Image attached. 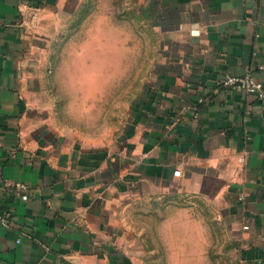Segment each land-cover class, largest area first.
I'll use <instances>...</instances> for the list:
<instances>
[{
    "label": "crops",
    "instance_id": "obj_1",
    "mask_svg": "<svg viewBox=\"0 0 264 264\" xmlns=\"http://www.w3.org/2000/svg\"><path fill=\"white\" fill-rule=\"evenodd\" d=\"M83 2L0 0V264H128L143 219L199 204L223 216L240 264H264V100L224 85L264 83V0H118L138 33L147 22L152 56L88 61V132L55 92V44ZM122 18L92 17L102 53Z\"/></svg>",
    "mask_w": 264,
    "mask_h": 264
},
{
    "label": "rangeland",
    "instance_id": "obj_2",
    "mask_svg": "<svg viewBox=\"0 0 264 264\" xmlns=\"http://www.w3.org/2000/svg\"><path fill=\"white\" fill-rule=\"evenodd\" d=\"M118 0H97L91 3L84 0L78 6L75 20L68 22V32L62 34L55 44V62L59 68L61 84L55 88L60 92L62 101L74 103L75 108L69 117L77 121L78 127L82 126L88 132V61L89 60H124L125 63H132L140 59L142 64L151 58L150 43H154V36L150 35L147 22L142 19L141 29L138 33L132 26V20L127 18L132 11V4L124 5L117 3ZM124 10V12H123ZM93 14V15H92ZM92 15V16H91ZM124 21V35L110 36L107 46V53L100 49L99 37L95 43L88 35V29L93 22L92 17L100 19L106 17L109 25ZM111 26V25H110ZM104 39V38H103ZM117 41V43H116ZM154 54V53H153ZM142 74H147L146 69H141ZM132 72V68L129 71ZM56 74V73H55ZM128 73H126L127 75ZM131 77V74L127 76ZM74 82L67 80L69 77ZM124 92L126 96L131 94L133 84L131 79H125ZM120 85H109V92L120 91ZM82 94L86 95L82 99ZM72 97L74 100H67ZM109 110L117 108L115 99L109 101ZM123 107L120 104L117 109L127 108L128 98L123 100ZM116 110V111H117ZM114 121L113 132L117 127ZM116 134V132L114 133ZM113 135V134H112ZM147 234L141 237L144 252L140 260L128 264H240L237 259L238 246L230 238L228 228L223 225V216L217 211H212V206L199 204L194 206V211L171 213H152L150 218H145Z\"/></svg>",
    "mask_w": 264,
    "mask_h": 264
},
{
    "label": "built area",
    "instance_id": "obj_3",
    "mask_svg": "<svg viewBox=\"0 0 264 264\" xmlns=\"http://www.w3.org/2000/svg\"><path fill=\"white\" fill-rule=\"evenodd\" d=\"M261 68H264V64L260 66ZM224 85L227 87H232L239 89L241 91H245L248 93H253L258 96V98L264 100V83L255 77V75L251 72H247L242 75H228L224 79ZM204 100V97H199L198 102H202ZM174 174L176 176L181 175V170L176 169L174 171ZM22 188H25L24 186H21ZM24 199H28V194L23 195ZM0 223L3 224L6 227H9L11 225V220L9 219L8 215L0 211Z\"/></svg>",
    "mask_w": 264,
    "mask_h": 264
}]
</instances>
